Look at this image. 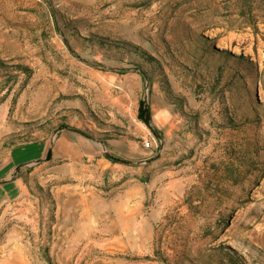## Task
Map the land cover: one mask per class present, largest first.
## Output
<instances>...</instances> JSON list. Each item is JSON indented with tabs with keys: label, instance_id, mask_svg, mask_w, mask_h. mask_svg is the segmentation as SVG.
<instances>
[{
	"label": "rangeland",
	"instance_id": "rangeland-1",
	"mask_svg": "<svg viewBox=\"0 0 264 264\" xmlns=\"http://www.w3.org/2000/svg\"><path fill=\"white\" fill-rule=\"evenodd\" d=\"M62 127L103 150L136 127L150 142L136 216L125 172L102 175L96 246L77 264H264V0H0V165ZM49 151L14 154L33 162L0 205L1 261L72 264L45 242L67 220L54 187L80 191L85 170Z\"/></svg>",
	"mask_w": 264,
	"mask_h": 264
},
{
	"label": "crops",
	"instance_id": "crops-1",
	"mask_svg": "<svg viewBox=\"0 0 264 264\" xmlns=\"http://www.w3.org/2000/svg\"><path fill=\"white\" fill-rule=\"evenodd\" d=\"M139 125V121H137ZM157 130V129H156ZM149 135L158 140L163 145L165 141L158 132L155 137L148 130ZM139 134H144L138 127L130 133V136H125L119 140H108L107 147L98 148L91 145L80 138V135L74 133L68 128L57 130L54 139L47 140L42 138L37 143L26 142L23 145L13 147L10 155L7 156L4 163L0 165V205L3 203H15L26 192V185L21 178L16 176L17 167L28 165L33 161H22V158L17 160L15 152L32 144H49L50 143V159L43 160L44 163L54 162V160L62 161V166L68 171H73L76 167L85 170L82 174L84 183L79 191L64 189L65 194L60 192L63 190L62 185L54 187L53 199L56 203V210L53 212V217L57 219H67L53 223V232L47 238L45 245L49 250H65L72 251V264H77L81 260L83 251H91L96 246L97 229L95 219L101 216V210L96 209V202L102 199L98 192V186L101 182V176L111 174L114 170H123L126 174V185L130 191L127 193L128 207L126 209L129 217L136 216L139 205L143 202V192L139 193L141 182L139 181L144 173L145 157L141 142L135 138ZM168 134L165 133L164 135ZM108 156L119 158L125 161L113 162L108 159ZM56 172L53 173L55 175ZM70 176L73 174L70 173ZM110 175V176H111ZM73 202L77 204L74 205ZM5 211H0V218L4 217ZM105 214V213H104ZM55 227L60 232L55 233ZM14 249L28 248L26 241H19L10 246ZM45 248V247H44ZM8 259V258H7ZM17 262V263H16ZM0 264H34L32 259H29L26 254L24 258L9 259L1 261Z\"/></svg>",
	"mask_w": 264,
	"mask_h": 264
},
{
	"label": "trees",
	"instance_id": "trees-1",
	"mask_svg": "<svg viewBox=\"0 0 264 264\" xmlns=\"http://www.w3.org/2000/svg\"><path fill=\"white\" fill-rule=\"evenodd\" d=\"M149 59L152 60V58H149ZM137 119L140 122H142L155 137L158 136V131L152 125L150 109L144 103V101H142V100H139V102H138ZM50 155H51V153L49 151L48 154H47L46 160L50 159ZM107 158L110 159V160H112L113 162H122V163H125V161L120 160L119 158L112 157V156H108Z\"/></svg>",
	"mask_w": 264,
	"mask_h": 264
},
{
	"label": "built area",
	"instance_id": "built-area-1",
	"mask_svg": "<svg viewBox=\"0 0 264 264\" xmlns=\"http://www.w3.org/2000/svg\"><path fill=\"white\" fill-rule=\"evenodd\" d=\"M141 145H142L143 148L147 149V148L150 147V142L147 141V140H145V141H143V142L141 143Z\"/></svg>",
	"mask_w": 264,
	"mask_h": 264
},
{
	"label": "bare ground",
	"instance_id": "bare-ground-1",
	"mask_svg": "<svg viewBox=\"0 0 264 264\" xmlns=\"http://www.w3.org/2000/svg\"><path fill=\"white\" fill-rule=\"evenodd\" d=\"M222 46V45H221Z\"/></svg>",
	"mask_w": 264,
	"mask_h": 264
}]
</instances>
